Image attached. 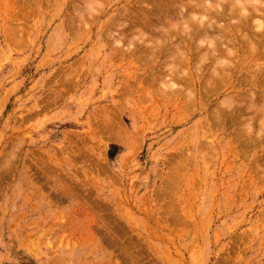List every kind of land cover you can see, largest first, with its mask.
Instances as JSON below:
<instances>
[{
  "label": "rangeland",
  "instance_id": "obj_1",
  "mask_svg": "<svg viewBox=\"0 0 264 264\" xmlns=\"http://www.w3.org/2000/svg\"><path fill=\"white\" fill-rule=\"evenodd\" d=\"M0 264H264V0H0Z\"/></svg>",
  "mask_w": 264,
  "mask_h": 264
},
{
  "label": "bare ground",
  "instance_id": "obj_2",
  "mask_svg": "<svg viewBox=\"0 0 264 264\" xmlns=\"http://www.w3.org/2000/svg\"><path fill=\"white\" fill-rule=\"evenodd\" d=\"M171 2V1H170ZM158 4H159V2H158ZM164 5V4H163ZM165 6V5H164ZM157 7V6H156ZM166 7V6H165ZM186 9L188 8V7H185ZM203 8V7H202ZM156 9V11L155 12H157V11H159V9L158 8H155ZM158 9V10H157ZM178 11H181L180 9L178 10ZM182 12V11H181ZM180 13V12H179ZM186 13H187V11H186ZM182 15V14H181ZM185 16V15H184ZM182 17H183V15H182ZM167 19H169V18H167ZM209 27H210V25H209ZM205 33V32H204ZM207 35V34H206ZM209 36V35H208ZM208 38V37H207ZM218 49V48H217ZM212 51V50H211Z\"/></svg>",
  "mask_w": 264,
  "mask_h": 264
}]
</instances>
